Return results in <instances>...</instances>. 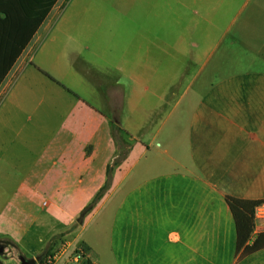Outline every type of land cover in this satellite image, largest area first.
Here are the masks:
<instances>
[{
	"label": "crops",
	"instance_id": "0c3cea01",
	"mask_svg": "<svg viewBox=\"0 0 264 264\" xmlns=\"http://www.w3.org/2000/svg\"><path fill=\"white\" fill-rule=\"evenodd\" d=\"M66 1H56L26 46L29 62L37 42L46 37L45 54L60 48L58 59L71 55L83 67L78 70L67 63L68 69L54 73L37 70L56 87L55 98L48 99L45 113L63 112L60 125L43 132L38 125L20 120L18 115L32 105L26 100L32 92L27 86L21 90L27 95L17 100L15 89L13 100L2 111L16 112V132L0 134L1 149L10 150V145L16 149V204L38 203L35 198L42 190L66 200L78 193L80 206L93 201L106 182L108 164L117 154L113 131L122 127L125 143H139L140 157L146 164L142 165L140 180L134 181V166L124 163L132 152L127 145L125 160L117 169L123 176L100 200L95 212L108 214L109 264H264V248L246 256L236 253L235 224L225 202L226 196L264 200V0H239L230 22L216 38L207 34L208 28L217 25L233 0H157L153 4L144 0L141 6H134L130 0L123 11L81 24L92 33L87 41L76 40V47L66 41L58 47L69 21L55 19ZM139 11L145 14L140 27L156 30L153 34L147 30L137 47L140 73L134 76L130 69L131 29ZM120 12H124L123 19ZM198 12L212 13L204 19L206 34L199 40L189 37L187 43H215L221 50L219 55L218 50L208 51L202 58L204 64L194 69L181 95L192 90L187 107L176 115L174 130L163 135L169 117L154 120V116L160 106H170L175 97L184 75L178 62L182 42L186 43L181 37V22L188 24ZM121 26L126 29L124 38L119 36ZM166 30L171 37H165ZM116 36L120 37L117 42ZM200 53L195 50V59ZM166 59L172 60L171 67L166 68ZM214 59H219V67H213ZM114 60L121 62L120 67ZM16 63L8 75L13 69L15 74ZM89 73L100 79L90 83ZM214 75L220 76L219 82H214ZM6 78L0 84V94L8 85L3 83ZM134 85L141 87L147 99L139 121L124 116L134 113L129 97ZM177 92L179 95L180 90ZM61 93L69 94L64 105L56 101ZM82 93L100 99V106L109 114L90 104ZM118 101L117 121L113 109ZM175 102L171 103L174 114L181 105V101ZM8 136H13L12 143L6 142ZM48 203L50 206L49 201L39 204V212L29 219H40V210ZM18 213L25 214L26 210L19 208ZM91 218L85 216L84 222ZM262 234L264 204L254 210V230L248 245Z\"/></svg>",
	"mask_w": 264,
	"mask_h": 264
},
{
	"label": "rangeland",
	"instance_id": "374dc122",
	"mask_svg": "<svg viewBox=\"0 0 264 264\" xmlns=\"http://www.w3.org/2000/svg\"><path fill=\"white\" fill-rule=\"evenodd\" d=\"M238 1L239 0H233L229 3L231 6L228 8V10L223 11L222 15L218 18L219 21L217 22L216 26H213V28H208L207 34L211 33L212 37L215 38L221 34L224 24L229 23L230 19L233 17L235 13L234 10L236 9L235 4L238 3ZM156 2L157 0H148L146 3L153 4ZM132 3L134 6H141V4L145 2L144 0H132ZM126 4H130V0H67L62 9L63 11L58 13V16L55 19L60 20L61 22L65 21L66 19L69 21L66 24V27H64L65 34L61 36L63 43H61V45L58 47H63L66 41L71 43L70 47H76V40H82V42L83 40L84 42L87 41V38L91 36L92 33L88 34V31L85 28L80 27L81 24H88L89 21L91 23L93 19H99L102 16H108V13L114 14L116 10L123 11ZM120 13L122 14L120 18L123 19L124 12ZM211 14V12H198L197 18H191L188 24L183 20L181 22V37L182 39L186 40V43L182 42L181 55L178 62L181 65L184 75L182 74L183 76H181L180 83L178 82L179 84H177L175 97L171 98L172 104L174 101H181V105L176 108L175 114L173 113L174 106H171V103L170 106H160L157 110L154 120H163L169 117V122L166 123L164 130H162L163 135H166L174 130L172 128L174 127V119L176 118V115L181 109L187 107L186 102H188L190 99L192 90H190V92L183 97H181V95L187 88L189 79L191 76H193L194 69L198 70L201 64H204V59L202 58H204L208 51H212V49H214V51L218 50V55L220 53L221 49L219 48V45H216L215 43H187L189 37L199 40L201 36L206 34L208 24L204 19L206 16L211 17ZM214 15L217 14L215 13L213 16ZM134 16L137 22H134L136 25H131L133 37L131 54L133 57L131 59L130 69H132L135 76V74L140 73L139 62L137 63L138 60L135 58L137 47L140 45L141 40L145 36V32L147 30L151 31V34H153L156 29L152 27L149 29L140 27L139 22H143L145 20V14L141 15L140 11ZM118 32L119 36L123 38L126 36V29L124 26H121L118 29ZM165 37H171V34L167 33V30ZM119 38L120 37L116 36L114 41L117 42ZM129 38H131V36ZM46 39L47 38L45 37L37 42L33 51V60L29 62L28 59L30 54L27 55L29 51L27 47L16 63L15 74H12L14 72L13 69L3 82H8V85L0 94V134H13L16 132V112H13L11 109L10 113L3 114L2 111L6 108L9 102L13 100L12 95L15 89L17 100L27 95H24V92H21V90L26 86L30 87L32 91L29 95V98L26 99L32 105L30 107L24 108L23 111L18 115L20 120L23 123L29 121L28 123L30 125H38L39 128L43 130V132H49L51 129L57 128L61 123L60 115H64L63 112H49L48 115L45 113V111L48 112V109L46 108L48 99L55 98L56 93L54 92V89L56 87L51 82H49V80L43 74L38 73L37 70L40 68L41 70H47L51 73H54L56 70L68 69L69 66L67 63L78 70H81L83 67H81L80 63L74 59V56L68 55L69 50L67 48L64 50L65 54L68 55V58L66 57L65 60L58 59L57 57V54L60 52V48H56L53 54H45L46 46L49 43L46 41ZM224 46L231 47V45H223V47ZM195 50L198 52L199 50L201 51V53L198 54L201 55V57H196L195 59L193 55ZM81 51L83 52V49H81ZM218 60H213V67L220 66L221 63ZM163 62L166 65V68L169 66L171 67V59H166ZM114 63L117 67H120L119 63L121 62L119 60H114ZM88 78H90L91 83V80H93V82H95V80H99L100 76H96L94 73H89ZM213 80L214 82H219L220 76L214 75ZM102 85L105 84H101L100 86ZM178 89L180 90L179 95L177 92ZM82 94H84L82 96L88 100L90 104L96 106L104 114H109V110L107 108L100 106V99L91 97L88 93ZM98 94L99 93H97V95ZM67 95L69 94L61 93V97L57 100H54L64 105L68 101L67 99H69ZM129 97L130 101L132 100V104H134V113H126L124 116L129 117V119L132 121H139V118L142 115V105L147 102V99L146 97L143 98L141 87H137L136 85H134L133 92L129 93ZM149 99L152 100V102H156V99L152 97H149ZM168 100H165L166 103ZM119 104L120 102L118 101L117 106L113 109V115L116 117L117 121L119 120L120 114ZM63 109L66 110V108ZM7 118L9 120V124L4 125ZM4 120L5 122L2 123ZM8 137L9 138L6 142L12 143L13 136ZM113 138L117 145V154L111 163L108 164V166L112 168L109 174V188H112V186L115 185L120 178H122L121 176H123V172L121 170L118 172L117 169L118 166H120V163L124 162L125 160L124 156L121 160V155L124 148V151L128 150L127 145L132 148V152L126 159L127 161L124 163L128 166H134L131 172L134 181L140 180L142 175V165L146 164L145 159L140 157L142 151L141 145L137 142H132L131 144L130 141H128L127 144L125 143L126 141L122 127L114 129ZM113 161L117 162L118 164L112 166ZM123 169L126 170L127 166L125 165ZM65 190L66 189H63V192ZM76 195L77 196H72L66 200L63 197L58 196V194H52L49 191L42 190L35 198L36 202L38 203H32L28 205L16 204V149H13L12 145H10V150L0 148V247L3 249V252L0 255V264H18L15 257L17 254H22L28 259H35L45 250L49 253H59L60 256L57 264H74L68 263L67 261L68 252L74 249H78L86 255L85 261L88 263L82 264H109L108 255L110 235L108 229V214L106 212L95 213L101 203L100 200L104 196L98 201H91L88 204L80 206L78 193H76ZM43 201H49L51 204L49 206L48 203L47 206H44V209L40 210L42 212L41 218L36 221L32 220V218L29 219V217H32L39 212V204H41ZM88 205H91L92 207L85 216L88 218L92 215V218L88 223L83 221V223L80 225L77 223V219L80 212ZM19 208L25 209L26 213H18ZM18 214L20 216L23 215L22 218L17 216ZM84 223H86V225H84ZM63 245H68L69 248L67 249L66 253L61 254V247Z\"/></svg>",
	"mask_w": 264,
	"mask_h": 264
},
{
	"label": "trees",
	"instance_id": "16d2710c",
	"mask_svg": "<svg viewBox=\"0 0 264 264\" xmlns=\"http://www.w3.org/2000/svg\"><path fill=\"white\" fill-rule=\"evenodd\" d=\"M56 1L0 0V84L17 62ZM124 149L121 160L123 156L125 157ZM112 164L114 166L118 163L113 161ZM111 170L112 168L108 166L106 169L107 180L94 196L93 202L100 200L109 191ZM225 202L235 224L236 253L246 256L264 248V242L261 244L259 242V240L263 241L264 234L260 235L252 245H248L254 230V210L264 204V200L249 201L226 196ZM47 254L49 252H46L45 255ZM82 263L88 262H80V264Z\"/></svg>",
	"mask_w": 264,
	"mask_h": 264
},
{
	"label": "built area",
	"instance_id": "2783aa9c",
	"mask_svg": "<svg viewBox=\"0 0 264 264\" xmlns=\"http://www.w3.org/2000/svg\"><path fill=\"white\" fill-rule=\"evenodd\" d=\"M62 253L64 254L67 252V249L69 248L68 245H63L62 247ZM59 253L58 252H50L49 254L45 255L41 262H38L36 264H57L59 260ZM86 260V255L82 253L78 249H74L70 252H68L67 261L68 263H74L78 264L80 262H83Z\"/></svg>",
	"mask_w": 264,
	"mask_h": 264
},
{
	"label": "water",
	"instance_id": "95a60500",
	"mask_svg": "<svg viewBox=\"0 0 264 264\" xmlns=\"http://www.w3.org/2000/svg\"><path fill=\"white\" fill-rule=\"evenodd\" d=\"M91 205H88L87 207H85L79 214V217L77 219V223L78 224H82L84 221V217L86 215V213L91 209ZM45 251H43V253H41V255H39L37 258L33 259H28L25 258L22 254H17L16 260L18 262V264H36L38 262H40L42 260V258L44 257Z\"/></svg>",
	"mask_w": 264,
	"mask_h": 264
},
{
	"label": "flooded vegetation",
	"instance_id": "af4514ba",
	"mask_svg": "<svg viewBox=\"0 0 264 264\" xmlns=\"http://www.w3.org/2000/svg\"><path fill=\"white\" fill-rule=\"evenodd\" d=\"M9 246V245H8ZM10 247V246H9ZM3 252V249L0 247V255H1V253ZM45 254H46V250H45ZM45 254H44V256H45ZM43 259V258H42Z\"/></svg>",
	"mask_w": 264,
	"mask_h": 264
}]
</instances>
